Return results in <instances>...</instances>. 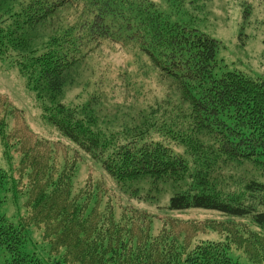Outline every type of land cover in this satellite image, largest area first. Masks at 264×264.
<instances>
[{
    "label": "trees",
    "instance_id": "1",
    "mask_svg": "<svg viewBox=\"0 0 264 264\" xmlns=\"http://www.w3.org/2000/svg\"><path fill=\"white\" fill-rule=\"evenodd\" d=\"M220 43L151 0H0V58L19 68L43 120L68 140L38 135L0 93V138L20 152L13 186L26 194L15 224L1 212L0 168L1 264H240L233 247L264 262V79L227 70ZM101 49L120 63L97 62L68 100L67 74ZM88 160L102 171L76 187ZM159 181L180 186L170 209L231 219L167 217L153 232L154 215L133 203V188ZM33 229L53 260L27 250ZM210 231L225 239L196 241Z\"/></svg>",
    "mask_w": 264,
    "mask_h": 264
},
{
    "label": "rangeland",
    "instance_id": "2",
    "mask_svg": "<svg viewBox=\"0 0 264 264\" xmlns=\"http://www.w3.org/2000/svg\"><path fill=\"white\" fill-rule=\"evenodd\" d=\"M151 1L155 2L170 20L188 24L218 39L221 43L217 58L227 70L242 72L253 79H264V0H197L194 3L184 4L180 0ZM62 11L63 9L58 10L55 15L64 17L61 15ZM222 16L226 17L224 22L220 19ZM120 57L117 53L101 49L91 57L90 64L82 72L77 71V67L71 69L67 74L70 79V89L67 90L66 98L70 100L75 97L71 91L73 88L71 85L78 84L82 89L87 86L88 80L91 79L89 70H93L97 62L109 58L112 62L120 63ZM102 66L103 63H100V67ZM98 89L100 90L99 95L104 98L106 93L103 87ZM86 90L88 96L98 93L91 87ZM0 93L7 95L13 104L24 112L29 127L38 135L49 139L62 138L68 142L67 138L61 136L52 124L43 120L42 107L34 91L27 86L25 77L20 73L19 68L9 60L2 58H0ZM20 159V152L14 148H7L0 138V168L8 175L7 182L1 191L5 199L1 212L15 224H18L26 215L24 204L26 194L21 191L22 187L18 186V190H15L13 186L14 179L19 177ZM79 165L74 179L76 187L85 183L89 171H92L95 177H98L102 171L100 166L91 160L79 163ZM157 184L160 188L152 189L141 184L133 188V194L136 195L133 203L154 215L153 232L162 226L163 220L167 217L182 219L184 222L206 218L231 219L218 211L198 207L170 209L168 201L180 186L163 181ZM140 195H142L141 198ZM224 239L225 237L220 233L210 231L199 235L196 241ZM26 247L29 252H36L44 259L53 260L57 257L55 253L50 252V242L43 237L42 229L31 230L27 237ZM229 256L240 264H264V262L248 261L243 251L235 247L229 250Z\"/></svg>",
    "mask_w": 264,
    "mask_h": 264
}]
</instances>
